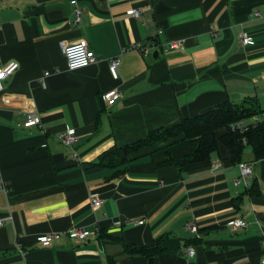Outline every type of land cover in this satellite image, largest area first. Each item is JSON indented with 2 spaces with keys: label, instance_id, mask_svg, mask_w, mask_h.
I'll return each instance as SVG.
<instances>
[{
  "label": "crops",
  "instance_id": "1",
  "mask_svg": "<svg viewBox=\"0 0 264 264\" xmlns=\"http://www.w3.org/2000/svg\"><path fill=\"white\" fill-rule=\"evenodd\" d=\"M242 34L254 44L243 45ZM79 41L98 61L70 71L63 48ZM174 41L185 49L164 47ZM12 63L18 69L0 93V264H263L264 159L244 158L262 196H245L239 210L233 201L245 189L235 187L240 170L223 145L182 171L160 165L167 153L188 155L189 141L143 150L115 178L95 164L114 146L227 100L254 97L264 108V0H0V68ZM111 90L122 97L106 106ZM28 113L43 129L24 127ZM72 129L79 142L67 148L58 135ZM237 218L249 228L227 226ZM76 228L91 235L71 239ZM57 232L50 247L37 242ZM159 238L165 253L125 252L124 243L153 247Z\"/></svg>",
  "mask_w": 264,
  "mask_h": 264
},
{
  "label": "trees",
  "instance_id": "2",
  "mask_svg": "<svg viewBox=\"0 0 264 264\" xmlns=\"http://www.w3.org/2000/svg\"><path fill=\"white\" fill-rule=\"evenodd\" d=\"M257 115H264V108L257 98L245 99L242 102L227 100L206 113L183 118L170 127L153 130L145 138L123 146H114L100 155L95 166L116 170L111 176L115 178L129 170L141 151L168 150L181 141L191 143L190 153L178 159H173L170 153H167V159L160 166H172L182 171L189 165L211 160L214 154L219 153L220 145L228 149L234 164L244 161L246 148L251 149L255 161H261L264 159V121L256 125L249 122L246 130H241L238 126ZM220 130H224V133L218 136ZM153 154L154 151L149 153L152 156ZM245 196H262L256 181H253L250 188L245 189L243 195L234 199L235 209L241 208ZM159 242L160 238L153 247L124 243V249L129 256L151 258L166 252L159 246ZM108 264L117 263L115 259L110 258Z\"/></svg>",
  "mask_w": 264,
  "mask_h": 264
},
{
  "label": "built area",
  "instance_id": "3",
  "mask_svg": "<svg viewBox=\"0 0 264 264\" xmlns=\"http://www.w3.org/2000/svg\"><path fill=\"white\" fill-rule=\"evenodd\" d=\"M134 18H138L140 16V12L138 10H131L129 12ZM254 16H261L260 12H255ZM82 17V10L76 9V20L75 23L78 24L81 21ZM161 33V31L159 32ZM240 40L243 45H252L254 44L253 39L248 36L247 34H242L240 36ZM156 43V42H155ZM154 44V43H153ZM167 50H184V44L174 41V42H168L164 46ZM137 49L144 51L145 48L142 45H138L136 47ZM63 54L65 56L66 62H67V67L70 71H75L78 69H82L85 67H88L90 65L95 64L98 59L93 51L89 47V44L86 41H79L74 44L67 45L63 48ZM121 65V60L120 58H113L110 60V65H109V70L111 73V76L114 79L119 78V67ZM18 69V64L12 63L7 67L0 68V93L3 91V83L5 80H7L11 75H13L16 70ZM48 75V73L46 74ZM122 95L121 92L118 90H111L109 92H106L103 94L102 99L103 102L105 103L106 106H114L120 99ZM264 121V115H257L251 118L248 121H243L241 122L238 126L241 130H246L248 123L251 122L253 124H259ZM24 127L25 128H32V127H39L40 129H43L42 126V120L41 117L38 113H28L26 116V121L24 122ZM58 139L61 142V144L67 148H73L76 146L79 142V137L77 135L76 130H67L64 133H61L58 135ZM73 157L76 158L77 154L74 152ZM222 167V164L217 162L214 165V169H219ZM239 170H240V175L234 179V185L235 187H243L244 189H248L252 186V177L254 174V169L251 164L249 163H239L238 164ZM91 201L93 205V209H98L100 208L102 201L99 198L97 194H93L91 196ZM139 224H143V222H139ZM3 222L0 221V228L2 227ZM227 226L230 227L233 230H238V229H248L249 224L241 218H237L234 220H231L227 223ZM190 230L192 231L193 234L198 233V228L195 225H189ZM61 233H52V234H45L38 236L37 242L42 246V247H50L55 240H58L61 238ZM91 235V232L83 229H73L68 232V236L71 239H76L79 241H85L86 239L89 238ZM264 245V242H263ZM19 248L21 252H24L19 245ZM189 256L194 257L195 251L193 248H189L188 250ZM264 264V260H263Z\"/></svg>",
  "mask_w": 264,
  "mask_h": 264
},
{
  "label": "rangeland",
  "instance_id": "4",
  "mask_svg": "<svg viewBox=\"0 0 264 264\" xmlns=\"http://www.w3.org/2000/svg\"><path fill=\"white\" fill-rule=\"evenodd\" d=\"M252 155L251 149L246 148L244 158H249Z\"/></svg>",
  "mask_w": 264,
  "mask_h": 264
},
{
  "label": "water",
  "instance_id": "5",
  "mask_svg": "<svg viewBox=\"0 0 264 264\" xmlns=\"http://www.w3.org/2000/svg\"><path fill=\"white\" fill-rule=\"evenodd\" d=\"M152 261H153V259H150V264H151Z\"/></svg>",
  "mask_w": 264,
  "mask_h": 264
}]
</instances>
